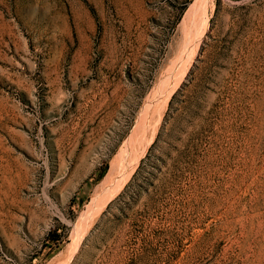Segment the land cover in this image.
Instances as JSON below:
<instances>
[{
  "label": "rangeland",
  "instance_id": "1",
  "mask_svg": "<svg viewBox=\"0 0 264 264\" xmlns=\"http://www.w3.org/2000/svg\"><path fill=\"white\" fill-rule=\"evenodd\" d=\"M195 1L0 0V264H63L129 164L69 264H264V0L193 53Z\"/></svg>",
  "mask_w": 264,
  "mask_h": 264
},
{
  "label": "bare ground",
  "instance_id": "2",
  "mask_svg": "<svg viewBox=\"0 0 264 264\" xmlns=\"http://www.w3.org/2000/svg\"><path fill=\"white\" fill-rule=\"evenodd\" d=\"M196 2V1H195ZM212 0H197V2L194 4L193 9L190 12H193V20L194 23L197 25V35L192 36L191 39V46H194V50L193 53H195L198 49V46L201 44L202 40H203V35L205 34V32L207 31L208 28V22L207 20L203 19V15L205 13V11L207 10L208 7L211 6ZM199 9V11L195 12V9ZM190 12L187 14L186 19L184 20L185 23L186 20H189V15ZM192 32V30H191ZM187 39V38H186ZM189 39V38H188ZM188 52V51H187ZM190 52V51H189ZM189 58H187L186 56L184 58H182V61L177 63L178 64V68L177 71L179 69L182 70V74H178L180 75L178 77V79H172L171 83L169 86H167V88L161 93V94H156V92L148 99V102L145 106V114H148V112L150 111L151 108L155 107L159 102V99L162 100V104L166 105L167 102L170 99L172 90L175 86H178L180 84V82L182 81V78L184 77V75H186V72L188 70L189 67V62L190 60H188ZM176 77V76H175ZM171 79V78H170ZM165 88V87H163ZM162 88V89H163ZM152 94V93H151ZM159 95H162V97L160 98ZM159 96V97H158ZM158 106V105H157ZM163 110V108H162ZM162 113V112H161ZM161 115V114H160ZM150 116V115H149ZM148 116V117H149ZM147 117V118H148ZM160 123V122H159ZM142 124V123H141ZM149 131V127H146L145 132L147 133ZM136 134V133H135ZM139 134V133H138ZM153 137V135H152ZM139 138V136H138ZM142 140V144L147 143L146 145H148L149 141H148V135H145V138H141ZM138 140V139H137ZM133 144V142H132ZM136 144V143H135ZM130 145V144H129ZM129 147V146H128ZM126 147V149L128 148ZM141 147V145H140ZM143 147V145H142ZM144 148V147H143ZM140 150V148H139ZM136 153V152H135ZM142 153V152H141ZM139 155H137L136 157H138ZM135 157V156H134ZM135 157V158H136ZM139 159H134L135 164H138ZM133 160V159H132ZM117 162V161H116ZM131 162V161H130ZM134 162V161H133ZM133 167L131 166V164L126 165L123 172L119 175L118 178H116L112 184L110 185L109 188H107L106 190H103V192L101 194H99L96 198L92 199L93 201L90 203V205L87 208V211L84 212L80 219L79 222L77 224L76 227V234H77V239H76V243H75V248L73 249V251H71L70 256L68 257V259L63 263V264H69L73 258V256L75 255V253L78 251L81 241L83 240V237L85 235V233L88 232V230L91 227V224L93 223L94 219L101 214L100 212L105 208V206L107 205V203L115 196V194L119 191V189L121 187H123L125 181L127 180L128 177H130L131 173H132ZM75 238V237H74ZM75 240V239H74ZM73 243V242H72ZM71 246V245H70ZM71 250V249H69ZM70 252V251H69ZM69 255V254H68Z\"/></svg>",
  "mask_w": 264,
  "mask_h": 264
}]
</instances>
